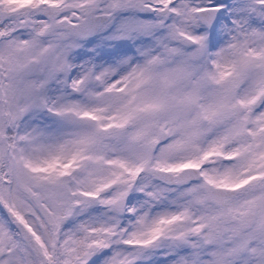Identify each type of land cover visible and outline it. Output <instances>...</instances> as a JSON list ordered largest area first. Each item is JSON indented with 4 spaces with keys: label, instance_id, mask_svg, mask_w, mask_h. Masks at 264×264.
Returning a JSON list of instances; mask_svg holds the SVG:
<instances>
[{
    "label": "snow or ice",
    "instance_id": "snow-or-ice-1",
    "mask_svg": "<svg viewBox=\"0 0 264 264\" xmlns=\"http://www.w3.org/2000/svg\"><path fill=\"white\" fill-rule=\"evenodd\" d=\"M0 264H264V0H0Z\"/></svg>",
    "mask_w": 264,
    "mask_h": 264
}]
</instances>
